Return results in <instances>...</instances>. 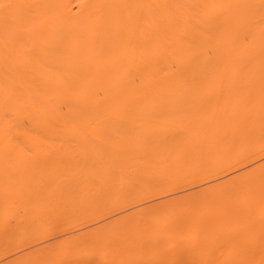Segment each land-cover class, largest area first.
Returning a JSON list of instances; mask_svg holds the SVG:
<instances>
[{
	"label": "bare ground",
	"instance_id": "6f19581e",
	"mask_svg": "<svg viewBox=\"0 0 264 264\" xmlns=\"http://www.w3.org/2000/svg\"><path fill=\"white\" fill-rule=\"evenodd\" d=\"M263 150L264 0H0V226L18 209L26 226L41 209L85 215ZM197 190L6 264H264V159Z\"/></svg>",
	"mask_w": 264,
	"mask_h": 264
},
{
	"label": "rangeland",
	"instance_id": "374dc122",
	"mask_svg": "<svg viewBox=\"0 0 264 264\" xmlns=\"http://www.w3.org/2000/svg\"><path fill=\"white\" fill-rule=\"evenodd\" d=\"M206 76H208V74L206 75ZM227 76V75H226ZM193 92V91H192ZM203 92V91H202ZM204 92H206V90H204ZM203 92V93H204ZM205 94V93H204ZM206 94H207V92H206ZM144 106H146V105H144ZM144 106H142L141 105V107L140 106H138L139 107V109L140 110H143V108L145 109V110H148L149 108H150V106L152 107H156V110L152 107V109L150 108L149 110H152V111H163V110H165V109H168L169 108V106H167L166 107V105H162V107H161V105L159 104V106L161 107V108H163L162 110H161V108L158 106H156V105H149L148 107H144ZM166 107V108H164V107ZM137 107V108H138ZM143 107V108H142ZM158 109H160V110H158ZM172 109V108H171ZM166 111V110H165ZM131 122H133V121H131ZM96 123L97 124H99V127H100V123H101V125L103 126L104 125V123L103 122H94V128H95V126H97L96 125ZM103 123V124H102ZM108 123V122H107ZM112 123H114V124H116L115 126L117 127L120 123L119 122H110V123H108V124H106L105 123V125L104 126H106V125H109V126H112L113 124ZM127 123V122H126ZM125 124V123H124ZM124 124H122V125H124ZM127 124H129V122L127 123ZM133 123H131V125H132ZM92 126H93V123H92ZM108 126V127H109ZM114 126V125H113ZM121 126V125H120ZM120 126H118V127H120ZM125 126H126V124H125ZM130 126V125H129ZM133 126V125H132ZM98 127V126H97ZM123 127V126H122ZM126 127H128V126H126ZM82 135V134H81ZM65 136V139H66V141L68 140V141H70V139L71 140H74L75 142H76V140L78 139V138H80V135L79 134H77L76 136L75 135H67V137L69 138V136H70V139H68V138H66V135H63V137ZM77 136H79L78 138H77ZM61 137V136H60ZM63 137H61V138H63ZM71 137H73V138H71ZM83 137V136H82ZM61 138L59 139V140H61ZM75 138H77V139H75ZM49 139V138H48ZM54 139L55 138H53V140H51L50 142H52V141H54ZM65 139L63 140L64 141V144H66V141H65ZM83 139H84V137H83ZM94 138H91V141H89V143L91 142V143H95L96 144V142L97 141H99L98 139L96 140L95 139V142L93 141L92 142V140H93ZM88 140H90L89 138H88ZM87 139H85V141H88ZM49 141V140H48ZM55 141H56V139H55ZM63 141H60V142H63ZM68 141H67V144H68ZM80 141V143L82 142L83 143V141L82 140H79ZM79 141L78 142H76L77 144L79 143ZM45 142H46V139H45ZM57 142H59L58 141V139H57ZM100 142V141H99ZM74 144V142H71V144ZM75 143V144H76ZM79 143V144H80ZM70 144V145H71ZM76 144V145H77ZM147 144H149V142H147ZM69 145V144H68ZM28 152H29V154H33L32 152L30 153V150H28ZM44 152V151H43ZM43 152H40V153H43ZM48 152H49V150H48ZM47 152V153H48ZM53 152V151H52ZM18 153V152H17ZM20 153V152H19ZM18 153V154H19ZM27 153V152H26ZM46 153V151H45V154H47ZM50 153H51V151H50ZM10 154V153H9ZM9 154H7L6 156H9ZM23 154H25V153H22V154H20V155H23ZM28 154V153H27ZM29 154L27 155V157H29L30 158V156H31V158H33V157H35V155L33 154V157H32V155H30L29 156ZM38 154V153H37ZM59 154V153H58ZM10 155H12V154H10ZM41 155H43V154H41ZM51 155H53V154H51ZM57 155V154H56ZM65 155H66V153H65ZM68 155H69V153H68ZM67 155V156H68ZM25 156V155H24ZM64 156V155H63ZM76 155H74V157H75ZM80 155H78V156H76V157H78V158H82V157H79ZM81 156H82V154H81ZM85 156V155H84ZM11 158L13 157V155L12 156H10ZM9 157V158H10ZM20 157V156H19ZM38 157H40L39 155H38ZM37 157V158H38ZM41 157H43V156H41ZM66 156H64L63 158H65ZM73 157V156H72ZM75 157V159H77ZM17 158H18V156H17ZM23 158V157H22ZM25 158V157H24ZM29 158H27V159H29ZM30 158V159H31ZM48 158V157H47ZM69 158V157H68ZM71 158V157H70ZM85 158H87V156L85 157ZM84 158V159H85ZM89 158V157H88ZM255 158H257L258 160L257 161H259V160H262V159H264V150L261 152V154L260 155H258V156H256ZM14 159H15V155H14ZM44 159H45V157H44ZM56 159V158H55ZM55 159H54V161H55ZM59 159H60V157H59ZM75 159H74V162H75ZM17 160V159H16ZM25 160V159H24ZM37 160V159H36ZM35 160V161H36ZM39 160H40V158H39ZM39 160H37V161H39ZM65 160H68L69 161V159H65ZM65 160L63 161L62 160V158H61V161H62V163L63 162H65ZM71 160V159H70ZM79 160V159H78ZM81 160H83V158L81 159ZM18 161H20V158L18 159ZM31 161V160H30ZM33 161H34V159H33ZM45 161V160H44ZM50 161V160H49ZM53 161V162H54ZM73 161V160H72ZM257 161H255V162H257ZM40 162V161H39ZM43 162V161H42ZM51 162V161H50ZM76 162H77V160H76ZM255 162H252V163H243V164H241L240 166H238V167H236L237 165L236 164H234V165H232V166H230V167H224V168H222V170H219L217 173H210V174H206V175H202V176H199V177H186V178H181L180 180H178V181H176V180H168L167 182H164V183H161L160 185H159V189L156 191V193H159V192H163V193H159V194H156V193H151V191L149 192V193H146V194H139V195H134V196H128L127 197V199L122 203V204H115V203H113V202H111V203H108V204H105V205H103V207H104V209H101V208H96V209H94V210H92V211H90V212H88V213H86L85 215H82V214H80V213H68V214H65V215H60L57 219H55V220H52V221H48V222H45V221H39V219L37 218V215L40 213V211L42 210H40L39 212H37V213H32L31 214V225L30 226H26L25 224H26V221L28 220V218H29V213H27L26 211H24L23 209H18V210H16L13 214H12V217L13 218H11V219H9L6 223H4V224H2L1 226H0V229L1 228H5V229H7V231H9V230H11V232H8V234L10 235V236H8L9 238L8 239H0V264H2L3 262H4V264H6L7 262H9V260H12L13 258L15 259V257L17 258V257H20L19 255H21V256H23V255H25V253L27 254L28 252L27 251H29V252H31L32 251V249L34 248V249H36L37 247H41V244H42V247H43V245L45 246L46 245V243L47 244H49V246H47V247H49L48 248V251H51V254H52V252H56L59 248H60V246H59V242L58 241H60L61 239H66V237H67V235H70L69 237H71L72 235H74V234H76V232L78 233V231L80 232V234H82L81 232H83V231H85V232H87L88 233V231H89V233L88 234H91L92 233V231L91 230H89V228L90 229H92V228H94L95 226H98V225H101L102 223L104 224L106 221L108 222V221H110V219H114V218H116V217H118V216H120L121 214L122 215H124L125 214V212L126 213H128L129 211H131L132 209L134 210V208L137 206V205H139L140 203V205L139 206H137V208L138 207H145V206H148V205H150V204H152L153 202L154 203H157V202H160V201H163V200H165V199H168V197L170 198V197H173V196H177V195H181V193L182 194H184V193H186V192H189V190L190 191H193L194 189L195 190H197V189H199V187L201 188V187H203V185H205V184H208V183H216V182H218V181H223L226 177L228 178L229 176H231V174H233L234 172H238V171H245V169L247 170V169H249V167L252 165V164H254ZM44 163V162H43ZM46 163H47V161H46ZM58 163H59V160H58ZM65 163H67V162H65ZM70 163H72V162H70ZM54 165H55V163H54ZM41 173V172H40ZM191 184V185H190ZM193 184V185H192ZM188 190V191H187ZM186 191V192H185ZM198 191V190H197ZM153 192H155V191H153ZM176 195H175V194ZM155 194V195H154ZM153 195V196H152ZM172 195V196H171ZM152 196V197H151ZM167 197V198H166ZM140 201H142V202H140ZM144 201V202H143ZM156 201V202H155ZM140 202V203H139ZM137 203H139V204H137ZM143 203V204H142ZM147 204V205H146ZM136 205V206H135ZM145 205V206H144ZM136 209V208H135ZM124 213V214H123ZM58 214V213H57ZM59 215V214H58ZM121 215V216H122ZM20 219H23V221L22 222H20L19 220ZM30 227H32V228H30ZM86 228V229H85ZM4 229V230H5ZM85 229V230H84ZM1 230H3V229H1ZM81 230V231H80ZM87 230V231H86ZM91 232V233H90ZM87 233H85L86 235H87ZM51 235L50 237L48 236V235ZM46 236V237H45ZM88 236V235H87ZM89 236H92V235H89ZM2 237V236H1ZM0 237V238H1ZM63 237V238H62ZM68 237V238H69ZM7 238V237H6ZM48 238V239H47ZM49 241H51V242H49ZM53 241V242H52ZM57 241V242H56ZM49 242V243H48ZM55 242V243H54ZM58 245H57V244ZM60 244H62V242L60 243ZM56 245V246H55ZM63 245V244H62ZM61 245V246H62ZM37 246V247H36ZM52 246H54L53 248H52ZM58 246V247H57ZM56 247V248H55ZM63 247L64 246H62V249H63ZM61 249V248H60ZM59 249V250H60ZM61 249V250H62ZM57 251L58 253L57 254H59L60 253V251ZM34 251V250H33ZM47 251V250H46ZM45 251V252H46ZM44 252V253H45ZM54 252V253H55ZM24 253V254H23ZM44 253H43V255H44ZM53 253V254H54ZM165 256V257H164ZM162 257H164V264H168V263H170L171 261L170 260H172V259H169L168 260V263H165V262H167V259H168V256H166V255H163ZM72 258H74V259H71V257L68 259V258H66V259H63L64 261H62V262H58L57 261V264L58 263H61V264H72L73 262H75L74 260L77 258V257H72ZM165 258H167L166 260H165ZM177 258H178V256H177ZM13 259V260H14ZM78 259H79V257H78ZM77 259V260H78ZM175 259H176V257H175ZM81 260V259H80ZM79 260V261H80ZM59 261H61V260H59ZM73 261V262H72ZM90 261V260H89ZM92 261V260H91ZM170 261V262H169ZM11 262V261H10ZM9 262V263H10ZM78 262V261H77ZM92 262H95V261H92ZM100 262V261H99ZM151 262V261H150ZM153 262V261H152ZM78 263H82V262H78ZM97 264H99L98 262H96ZM77 264V263H76ZM150 264V263H149ZM153 264V263H152ZM163 264V263H162Z\"/></svg>",
	"mask_w": 264,
	"mask_h": 264
}]
</instances>
